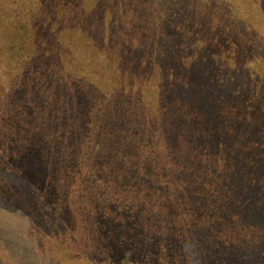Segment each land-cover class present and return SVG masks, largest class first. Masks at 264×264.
<instances>
[{
  "label": "trees",
  "instance_id": "16d2710c",
  "mask_svg": "<svg viewBox=\"0 0 264 264\" xmlns=\"http://www.w3.org/2000/svg\"><path fill=\"white\" fill-rule=\"evenodd\" d=\"M0 11L18 28L2 34L0 104L22 112L15 127L46 154L50 203L78 201L97 248L109 250L115 227L114 244L145 264H181V242L212 264L262 244L264 215L254 227L232 216L240 199L255 202L240 181L254 155L218 111L220 64L205 67L236 45L256 49L250 11L232 0H0Z\"/></svg>",
  "mask_w": 264,
  "mask_h": 264
},
{
  "label": "rangeland",
  "instance_id": "374dc122",
  "mask_svg": "<svg viewBox=\"0 0 264 264\" xmlns=\"http://www.w3.org/2000/svg\"><path fill=\"white\" fill-rule=\"evenodd\" d=\"M232 1L238 9L250 11L253 15V18L250 16L251 26L246 27L244 32L246 35L248 28L252 27L255 33L260 34L254 42L257 43L256 49L241 51V46L236 45V50L218 54V61H205V67L210 63L220 64L218 69L223 73V77H220L223 83L226 76L231 79L226 80L224 84L218 81L220 86L216 89L222 96L218 111L226 116L227 122L237 131L236 138L242 142L240 149L248 156L254 155L253 159L242 167H246V171L240 181L245 185L252 181L254 188H248L247 192H252L255 201L240 199L238 204L233 205L236 212L232 216H238L241 223L254 227L256 221L264 215V210L258 213L259 209H264L263 195L255 196L264 192V0ZM186 10L195 11V8L189 7ZM201 20L199 17L184 18L185 24L191 25L198 24ZM243 25L245 23L242 22V30ZM0 26L1 65L2 58L8 54L2 34L17 33L18 28H14L12 23H0ZM40 36L50 43L52 35L46 33ZM10 38L11 36H7L6 40ZM46 41L39 38L37 42L47 45ZM226 57H233L235 60H228ZM197 75L199 73L192 72L191 76L194 78H189L188 81L192 82L194 79V86L199 88L202 82L198 80ZM207 76L211 78L210 73ZM197 93L213 97L208 90L198 89ZM210 102L214 103V100ZM237 104L239 118L234 111ZM2 107L7 108L10 113L7 111L8 115L0 116V131L3 124L6 127V139L0 138V264H145L135 257L141 256L143 252L138 251V254L132 256L126 251L129 247L125 246V249L114 244V241L118 240L115 235L116 231H120V227L110 231L113 237H106L110 242L105 247L109 250L105 252L104 249L97 248L92 228L88 227L90 231L82 229L87 228L84 221L86 216L80 212L78 201L73 204V209L60 204L58 198L51 199L52 204L50 203L51 173L46 162L47 156L35 144L25 140L26 137L29 140L30 134L20 132L15 127L16 123L21 124L23 121L22 112L11 111L8 106L0 104V108ZM214 107L217 111L216 104ZM13 113L16 116H13ZM207 118L203 116L205 123ZM43 136L44 132L39 134V137ZM238 162L242 163L237 161L236 164ZM252 175H255V178H251ZM43 201L47 203L44 204ZM232 216L228 217L229 226L235 224ZM246 230L247 228L242 230L241 237L246 235ZM194 241L198 243L196 239ZM199 246L192 245L191 241L179 243L176 246V251L181 257L179 262L212 264L206 259L202 260ZM207 252L211 256L214 254L211 249ZM239 252L238 261H234V258L228 261L226 258L219 264H264V241L259 247L255 243L241 245ZM172 264L178 263L172 260Z\"/></svg>",
  "mask_w": 264,
  "mask_h": 264
}]
</instances>
